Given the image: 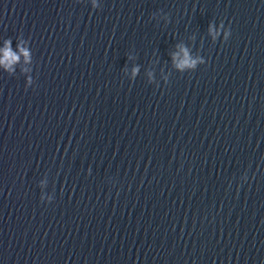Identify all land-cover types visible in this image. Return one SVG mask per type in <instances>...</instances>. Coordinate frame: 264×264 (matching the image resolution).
<instances>
[{
  "label": "clouds",
  "instance_id": "1",
  "mask_svg": "<svg viewBox=\"0 0 264 264\" xmlns=\"http://www.w3.org/2000/svg\"><path fill=\"white\" fill-rule=\"evenodd\" d=\"M210 31H211V26H210ZM227 35V34H226ZM9 43V42H6V44ZM22 52H24V55L27 57L28 56V52L24 49H21ZM182 51L184 52V59L182 61H180V63L177 64V67L180 68V69H183L185 67H190V68H194L195 65H196V61L195 60H192L189 55H188V52L186 49H182ZM11 59V61H16L18 60L19 58L11 52V49L10 47H6L5 49V59L4 60H0V63H5V61H7L8 59ZM175 59V57H174ZM8 65L6 64V67ZM136 70L134 69V74H135Z\"/></svg>",
  "mask_w": 264,
  "mask_h": 264
}]
</instances>
